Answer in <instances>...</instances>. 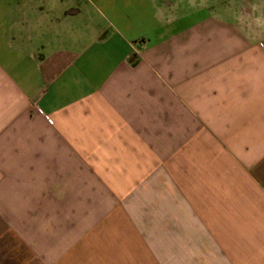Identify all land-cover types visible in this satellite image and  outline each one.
<instances>
[{"label":"crops","instance_id":"crops-1","mask_svg":"<svg viewBox=\"0 0 264 264\" xmlns=\"http://www.w3.org/2000/svg\"><path fill=\"white\" fill-rule=\"evenodd\" d=\"M148 1L0 0V264H264V0Z\"/></svg>","mask_w":264,"mask_h":264},{"label":"rangeland","instance_id":"rangeland-1","mask_svg":"<svg viewBox=\"0 0 264 264\" xmlns=\"http://www.w3.org/2000/svg\"><path fill=\"white\" fill-rule=\"evenodd\" d=\"M79 5L86 9L89 5L97 8L100 12V17H97L98 23L103 21L112 20L106 11L114 8L116 12L126 11L129 12L131 23L140 24L142 26H149L152 24V15L154 5L150 4L148 0H74ZM112 2V3H111ZM89 4V5H88ZM127 4V5H126ZM117 15V14H116Z\"/></svg>","mask_w":264,"mask_h":264}]
</instances>
